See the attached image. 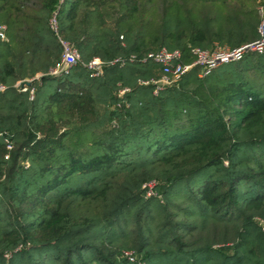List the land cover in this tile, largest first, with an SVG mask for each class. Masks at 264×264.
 Instances as JSON below:
<instances>
[{"label":"trees","instance_id":"16d2710c","mask_svg":"<svg viewBox=\"0 0 264 264\" xmlns=\"http://www.w3.org/2000/svg\"><path fill=\"white\" fill-rule=\"evenodd\" d=\"M263 20L246 0H0V264H264V55L140 84L161 73L144 55L192 62ZM58 36L103 74L48 76Z\"/></svg>","mask_w":264,"mask_h":264},{"label":"built area","instance_id":"2783aa9c","mask_svg":"<svg viewBox=\"0 0 264 264\" xmlns=\"http://www.w3.org/2000/svg\"><path fill=\"white\" fill-rule=\"evenodd\" d=\"M51 28L57 34L58 32V22L56 15L53 16L51 20ZM260 38L256 41L244 44L237 48H230L228 46L216 45L212 50H203L200 48H194L190 51L193 58L192 62H186V56L180 50H168L162 49L157 52H151L144 55L140 60L142 62H152L159 65L161 69L160 76L148 81H140L143 86H153L154 94L158 95L165 88L177 84L189 71L193 68L198 69V74L200 78H205L210 76L219 67L238 63L243 61L248 55H264V20L262 21L259 30ZM0 38L6 40L5 28L0 27ZM59 42L62 47V55L60 63L52 69L47 75L52 77H62L70 74L72 69L82 65L88 71L91 77H100L106 63L99 57L93 58L88 63H83L79 51L69 42L63 40L58 36ZM137 60L136 56H131L129 61L134 62ZM126 60L123 58H117L108 65H116L118 63L125 64ZM31 81L26 83L19 82L17 87L21 88L22 92H29L30 98L33 100L35 95V88H29ZM5 87L0 86V93L4 92ZM129 89H122L119 91V97H123ZM121 106L120 104L118 105ZM6 134L0 132V136L5 137ZM5 144L8 153L5 159H9L11 152L14 150L15 146L9 138L5 137ZM156 183L154 181L149 182L144 185L147 197H156L155 192ZM262 230L264 231V221L257 220ZM131 261L135 260L133 253H126Z\"/></svg>","mask_w":264,"mask_h":264},{"label":"crops","instance_id":"0c3cea01","mask_svg":"<svg viewBox=\"0 0 264 264\" xmlns=\"http://www.w3.org/2000/svg\"><path fill=\"white\" fill-rule=\"evenodd\" d=\"M249 5H256L259 9L262 10L263 18H264V0H246Z\"/></svg>","mask_w":264,"mask_h":264},{"label":"rangeland","instance_id":"374dc122","mask_svg":"<svg viewBox=\"0 0 264 264\" xmlns=\"http://www.w3.org/2000/svg\"><path fill=\"white\" fill-rule=\"evenodd\" d=\"M221 15L222 14L220 13V15H218V18H220L222 20V16ZM257 79H258V84L257 85H264V73L262 75H259L257 77ZM128 252H133V251H128Z\"/></svg>","mask_w":264,"mask_h":264}]
</instances>
